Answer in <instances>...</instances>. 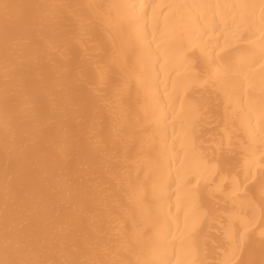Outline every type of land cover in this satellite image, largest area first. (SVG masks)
Wrapping results in <instances>:
<instances>
[{
	"label": "bare ground",
	"instance_id": "6f19581e",
	"mask_svg": "<svg viewBox=\"0 0 264 264\" xmlns=\"http://www.w3.org/2000/svg\"><path fill=\"white\" fill-rule=\"evenodd\" d=\"M0 264H264V0H0Z\"/></svg>",
	"mask_w": 264,
	"mask_h": 264
}]
</instances>
